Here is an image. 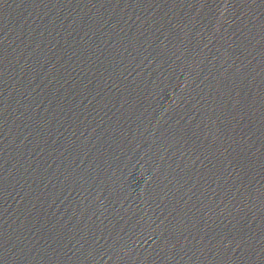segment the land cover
<instances>
[{
  "label": "water",
  "instance_id": "1",
  "mask_svg": "<svg viewBox=\"0 0 264 264\" xmlns=\"http://www.w3.org/2000/svg\"><path fill=\"white\" fill-rule=\"evenodd\" d=\"M0 264H264V0H0Z\"/></svg>",
  "mask_w": 264,
  "mask_h": 264
}]
</instances>
